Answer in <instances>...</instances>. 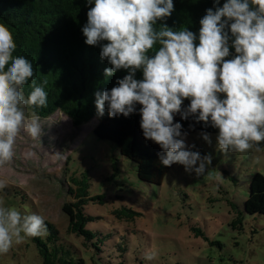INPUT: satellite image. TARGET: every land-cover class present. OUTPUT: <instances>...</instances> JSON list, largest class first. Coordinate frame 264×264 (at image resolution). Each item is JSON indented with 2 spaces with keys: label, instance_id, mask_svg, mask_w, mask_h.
I'll return each instance as SVG.
<instances>
[{
  "label": "clouds",
  "instance_id": "9594fccd",
  "mask_svg": "<svg viewBox=\"0 0 264 264\" xmlns=\"http://www.w3.org/2000/svg\"><path fill=\"white\" fill-rule=\"evenodd\" d=\"M85 44L100 46L99 56L110 67L106 77L126 70L115 86L95 91V108L110 118L128 117L140 105L143 137L159 146L161 164L183 166L186 174L200 176L212 164V153L201 154L188 144V131L174 117L217 129L216 145L222 153L245 152L264 141V0H212L197 33L187 27L173 30L166 21L175 11L174 0H85ZM107 41L106 43H101ZM198 41V43H196ZM158 49L152 54L155 45ZM17 45L10 29L0 23V165L11 162L21 133L42 144L44 126L35 111L46 108L48 93L37 84L30 60L14 56ZM230 49H234V54ZM226 57H231L226 59ZM7 66V67H6ZM142 79L136 78L137 71ZM31 79V91L23 88ZM220 94H223L221 97ZM189 103L183 106L184 100ZM200 137L211 144V134ZM26 158L34 152L29 150ZM56 159L61 154L55 153ZM7 182L0 180V190ZM22 233L24 235H22ZM49 234L43 217L22 215L0 202V254L25 237ZM154 254H148L152 259Z\"/></svg>",
  "mask_w": 264,
  "mask_h": 264
},
{
  "label": "rangeland",
  "instance_id": "374dc122",
  "mask_svg": "<svg viewBox=\"0 0 264 264\" xmlns=\"http://www.w3.org/2000/svg\"><path fill=\"white\" fill-rule=\"evenodd\" d=\"M24 111L31 116L26 107ZM40 120L45 132L42 144L21 133L12 161L0 165V180L8 185L0 190V202L22 215L37 214L52 223L75 256L87 259L91 249L81 244L83 237L67 234L68 221L61 207L71 200L66 191L74 185L68 177L82 174L88 179V195L103 196L101 203L88 200L85 204L84 211L94 218L85 227L110 234L116 244L114 252L97 264L263 263L264 216L243 215L235 225L230 221L237 213L235 207L241 210L247 197L250 175H264V147L222 153L216 145L217 134H211V144L199 134H188L186 142L195 144L193 150L212 153V164L200 176L186 174L183 166L173 164L157 186L139 181L134 164L108 140L93 136L91 125L77 130L60 112ZM29 150L34 155L26 158ZM56 152L62 158L56 159ZM13 187L25 195L26 206L10 199L7 192ZM125 209L137 214L128 217L131 214ZM197 230L205 239L195 236ZM30 239L25 237L0 254V263L42 264ZM148 254H154L153 258L147 259Z\"/></svg>",
  "mask_w": 264,
  "mask_h": 264
},
{
  "label": "trees",
  "instance_id": "16d2710c",
  "mask_svg": "<svg viewBox=\"0 0 264 264\" xmlns=\"http://www.w3.org/2000/svg\"><path fill=\"white\" fill-rule=\"evenodd\" d=\"M224 2L225 0H220L218 6H222ZM174 5L175 11L166 21H158L157 28L160 27V23H167L173 30L178 31L187 27L198 34L199 21L205 15V9L213 7L212 0H174ZM91 6L86 4L85 0H0V23L10 29L17 45L13 55L24 56L31 61L34 69V76L31 79L38 85L47 81L44 87L48 93V106L35 109L26 106V109L30 113L35 111L39 117L44 118L60 112L68 119L70 126L77 130L85 124L91 125L93 136L108 140L121 156L134 164L136 178L139 181L159 186L170 167L161 164L158 154L162 152L159 146L143 137L139 124L140 105L137 104V112L128 117L120 115L110 118L107 115V108L103 116L97 115L94 92L111 89L115 86L117 78H122L126 74V70H119L106 77L103 69L110 65L106 60H101L100 46L85 44L81 29L87 22L86 13ZM158 47V44L155 45L149 54ZM230 50L234 54V49ZM136 78H143L141 71H137ZM31 79L23 88L25 97L31 91ZM220 95L223 97V94ZM188 103L187 99L184 100L183 106L186 107ZM174 119L183 125L188 134H199L202 130L217 134V129L203 127L202 124H196L195 128L190 130L188 126L192 122L191 118L181 120L180 116L176 115ZM263 147L264 141L259 144L253 142L252 149L259 150ZM81 175L72 174L68 177L74 186L67 189L66 196L71 200L63 203L61 211L67 217V234L83 237L81 244L91 249V256L87 259L75 256L71 245L63 241L57 228L45 221L49 234L46 237H30L42 264H97L110 255L109 251L115 250L116 244L111 242L110 234L92 232L85 227L88 221L94 219L84 211L85 204L88 200L101 203L103 196H89L88 179ZM15 189L13 187L7 192L10 193V199L26 206L25 195ZM231 207L237 211L230 221L231 225L240 223L243 215L264 216V175L256 172L250 175L247 197L240 206L241 210L237 209L234 203H231ZM125 210L131 214L128 217L137 214L135 211ZM114 213L120 214L118 210ZM195 236H202L205 239L199 230ZM117 264L122 263L119 261Z\"/></svg>",
  "mask_w": 264,
  "mask_h": 264
}]
</instances>
